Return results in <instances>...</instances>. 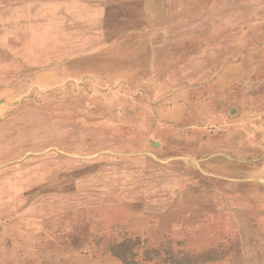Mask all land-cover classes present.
<instances>
[{"label":"rangeland","instance_id":"rangeland-1","mask_svg":"<svg viewBox=\"0 0 264 264\" xmlns=\"http://www.w3.org/2000/svg\"><path fill=\"white\" fill-rule=\"evenodd\" d=\"M0 264H264V0H0Z\"/></svg>","mask_w":264,"mask_h":264}]
</instances>
